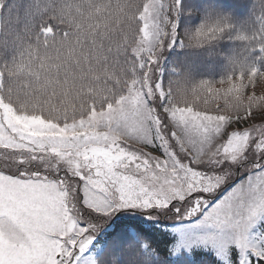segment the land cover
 <instances>
[{"label": "snow or ice", "instance_id": "snow-or-ice-1", "mask_svg": "<svg viewBox=\"0 0 264 264\" xmlns=\"http://www.w3.org/2000/svg\"><path fill=\"white\" fill-rule=\"evenodd\" d=\"M180 3L137 0L109 22L97 0H0V264H103L94 241L121 210L172 220L173 252L264 264V70L236 60L218 82L165 85V48L233 28L181 38ZM258 19L234 39L264 53Z\"/></svg>", "mask_w": 264, "mask_h": 264}, {"label": "trees", "instance_id": "trees-1", "mask_svg": "<svg viewBox=\"0 0 264 264\" xmlns=\"http://www.w3.org/2000/svg\"><path fill=\"white\" fill-rule=\"evenodd\" d=\"M98 3L111 4L107 9L111 15L108 21L124 12L125 6L132 7L137 0H97ZM119 6V7H117ZM7 9V5H6ZM264 12V0H181L177 22V32L181 38L186 33L193 32L205 21H215L228 18L233 28L223 33L202 47L165 48L161 54L159 75L164 84L178 81L180 85L191 88L201 80L218 82L235 74L237 68L234 61L254 64L264 70V53L253 49L246 41L234 39L239 33L251 36L259 30L258 17ZM120 27L119 21L112 24L113 47L122 43L116 34ZM125 29L130 26L125 25ZM74 43V41H73ZM107 44L108 41H105ZM66 54V53H63ZM9 57L0 54V67ZM10 62V61H9ZM177 85L174 84L175 88ZM258 91L260 88L258 87ZM13 98V103H20ZM97 233L94 255L103 264H128L134 259L135 264H222L217 255L203 246H193L190 249L181 248L179 252L170 250L177 225L168 219H146L130 214H114ZM119 238L118 243L116 239ZM129 244H134V257H130L122 250Z\"/></svg>", "mask_w": 264, "mask_h": 264}, {"label": "rangeland", "instance_id": "rangeland-1", "mask_svg": "<svg viewBox=\"0 0 264 264\" xmlns=\"http://www.w3.org/2000/svg\"><path fill=\"white\" fill-rule=\"evenodd\" d=\"M118 212H125L126 214H130V215H134V216H139V217H142V218H145V216L139 212H134L132 210H121V211H118ZM117 213V212H116ZM119 241V238L116 239V243H118ZM214 252V250H213Z\"/></svg>", "mask_w": 264, "mask_h": 264}]
</instances>
